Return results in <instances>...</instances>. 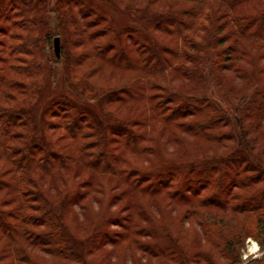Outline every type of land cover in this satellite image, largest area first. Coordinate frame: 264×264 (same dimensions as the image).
Wrapping results in <instances>:
<instances>
[{
	"label": "rangeland",
	"instance_id": "374dc122",
	"mask_svg": "<svg viewBox=\"0 0 264 264\" xmlns=\"http://www.w3.org/2000/svg\"><path fill=\"white\" fill-rule=\"evenodd\" d=\"M22 1L25 3L18 5L20 0L18 3L16 0H0V71H3L4 74H11L8 70L15 63L21 67L28 66L29 69L26 75L13 71L12 74L22 80L20 87L7 88L9 91L0 96L2 106L12 108L18 117L21 116V112L27 111L24 125L20 124L22 135L17 143H28L32 152L43 153H40L38 157L40 159L37 166L46 165L50 160H54L56 163L61 157L74 155L79 149V141H85L87 147L95 151L110 152L112 150L115 155L124 152L126 137L120 139L118 135L110 134V142L105 146L90 117H84L79 121L80 128H82L80 135L72 137L67 126L68 123L73 122L76 117L74 115L78 111L73 114L70 105L76 103L84 110L85 108L92 109L89 106L92 103L97 111L99 108H103L109 119L117 122H128V120L131 122L130 119L135 114L134 108L128 109L127 106H124L125 102L119 101V98H125L127 93L125 90L117 91L116 88L131 80L130 77L136 71L118 69L111 63L119 61L118 56L123 51L120 50L121 48L136 59L145 49L140 48V43L133 40V35L127 34L121 37L122 44L119 48L114 34L107 29V25L111 21L113 28L118 29L122 25L132 27L133 23L135 24L133 27L137 31H142L144 24H147L149 15L161 14L175 18L178 12L193 1L88 0L94 6V10L97 13L100 12L108 24L100 23L91 13L92 10L89 9L90 12H87L88 4H82L83 1ZM34 8H38L40 15L33 12ZM28 10L32 11L28 12ZM3 11L7 12L3 13ZM110 15L114 16L111 18ZM34 16H42L44 21L36 20L31 25L24 24L27 18ZM71 16H74L73 19L76 22L72 21ZM134 18L137 23H134ZM64 20L67 21L68 29L72 31L71 36L67 37L61 27ZM148 28L152 33L154 29L153 34L164 49L167 46H174L169 42L172 35L163 32L162 29L175 27L158 21V24L156 22L154 25L150 22ZM47 33L52 35L49 42L45 41ZM56 37L60 39V54H57L55 50ZM37 38H40L38 47L40 49L22 48L20 51L13 49V47L18 48L24 45L27 39ZM68 41H70V45L72 44L76 56L74 74L78 77L77 82L80 84L79 87L73 88L75 92L68 86L71 82L68 78V67L63 63L64 58L61 59V49L66 48ZM33 50L36 52L35 56ZM45 52L46 54H43ZM98 53H101L104 58L103 56L102 58L98 57ZM53 54L57 61L54 60ZM112 58L115 60L112 61ZM25 61H32L36 66L31 68V65H26ZM225 71L224 75L223 71L221 73L224 78L221 83L223 88L220 87V89L226 94L229 93V96L236 100L242 96L246 88L238 87L232 91L230 87L240 83L239 74L226 69ZM184 84L189 85L190 83L185 82ZM109 91H114L116 94L111 96V99L102 107H98L97 98H101ZM67 92L84 94L88 97L85 99L91 103L87 105L86 100H75ZM135 101L132 100L129 103L132 104ZM66 102L68 104H65ZM62 103L68 106H62ZM93 112L97 114L94 108ZM202 116L203 114H186L181 116L179 121L200 119ZM42 118L44 120L40 123ZM108 118H104L107 123L109 122ZM98 119L101 123L104 122L99 116ZM43 122L50 124L43 125ZM129 122L125 124H131L137 130H150L154 133L160 131L159 135L157 134L159 141L152 140V144L157 147L160 145L164 151L162 155L153 152L150 155L151 162L148 163L145 161L146 158L136 160L133 158L136 156H131L134 162L137 161L138 165L136 166L150 167L151 164L156 162L159 164L167 160H191L193 155L188 153V149H184L187 144H190L192 146L190 149L195 150L198 154L204 152L203 148H208L209 152L219 157L228 152L231 153L235 149L234 143L230 139L225 138L219 141L214 138L207 140L206 137H195L191 131L183 130L180 126L175 127L177 133L175 132L172 136L168 125H165V128L159 126L160 128L155 130L150 124L140 125ZM261 124H264V121ZM31 125L37 129V136H41L45 132V140L31 141ZM211 130L217 133L219 129ZM256 134V132H252V135ZM162 142L164 143L162 144ZM262 142H264V138L261 139V145ZM238 151L236 150L235 153H240ZM29 155L32 158L36 156L33 153H29ZM4 161V157L0 156V209L8 213L11 222L17 223L14 217L16 215L14 192L8 187H3L4 179H7L11 172L10 164H6ZM35 166L34 164L33 167ZM251 169L253 168L249 165H245L243 169H238L236 166L234 169H230L232 181L228 179L221 187L222 196L220 198L212 196L208 198L209 200L206 199L208 205H204L202 201L205 195L209 196L214 191L213 185L201 187L200 190L183 191L182 189L176 190L178 181H167L159 186L162 187L161 190L151 188L157 193L149 195L137 192L135 187L128 186L114 177L98 175L99 173L94 172V169L79 164L66 169L58 168L50 173L35 168V172L42 188L50 198L58 204L66 203L64 219L73 235L86 243L82 258L86 257L89 262L85 264H262L264 262V244L256 234H253L257 233V228L255 229L256 224L252 219L256 215L255 213H262L264 209L237 210L234 206L235 204L244 206L245 195L264 188V179L256 182L239 181L244 176L251 175L253 173ZM245 171L246 173L242 175ZM238 173H242L240 179L234 176ZM218 174L215 177L220 179V174ZM237 179L239 182H235ZM150 182L147 179L143 180L140 187L143 188ZM92 183H97V186L90 187ZM202 184L204 185V183ZM88 190L91 192L84 197V193ZM141 208L142 212L143 208L145 209L147 215L142 214ZM206 222L214 223L212 228L215 230L220 228L224 239L233 240L235 238L237 244L234 249V257L223 252L216 242L210 241L204 225ZM45 229H50V226ZM89 240H92L90 245L87 242ZM3 245L0 242V251L3 249ZM47 245H28L27 249L34 259L36 258L44 264H56V260L60 257L52 252L53 246ZM172 245L177 247V253L169 257L159 255L161 250ZM165 253L169 254L170 250L167 249ZM11 260V258L2 259L0 256V264H7ZM62 262V264H83L65 259Z\"/></svg>",
	"mask_w": 264,
	"mask_h": 264
},
{
	"label": "trees",
	"instance_id": "16d2710c",
	"mask_svg": "<svg viewBox=\"0 0 264 264\" xmlns=\"http://www.w3.org/2000/svg\"><path fill=\"white\" fill-rule=\"evenodd\" d=\"M79 1H83L82 4H88L87 12H90L89 9L92 10L91 13L100 23L106 22V19L100 12L97 13L94 10V6L88 0ZM191 1L193 2L178 12L175 18L161 14L149 15L147 18L148 25L150 22L154 25L161 21L175 27L162 29L163 32L172 35L169 42L174 44L165 49L153 34L154 29L152 33L147 24H144L142 31H137L133 23L132 27L122 25L114 29L111 21L109 24L106 22L107 29L114 34L119 46L122 44L121 37L127 34L133 35V40L140 43V48L145 49L136 59L124 51L121 46L119 47L123 51L118 56L119 61L111 63L112 66L136 71L130 77L131 80L116 88L117 91L125 90L127 93V96L119 98V101L125 102L124 106L128 109L134 108L135 114L130 119L131 122L140 125L150 124L155 130L160 128L159 126L165 128V125H168L172 136L177 131L175 127L180 126L183 130L191 131L195 137H206L207 140L214 138L219 141L225 138L230 139L235 149L219 157L209 152L208 148H203L204 152L198 154L190 149L192 147L190 144H187L184 149H188V153L193 155L191 160L166 159L167 161L159 164L156 162L150 167L136 166L137 161L134 162L133 158L136 160L146 158L145 161L148 163L151 162L150 155L153 152L162 155L163 148L152 144L156 139L157 142L159 141L157 134L159 135L160 131H155V133L150 130L141 131L133 128L131 124H125L129 120L128 122H117L109 119L103 108L97 111L95 105L87 100L88 97L84 94L67 92L75 100H86V104L91 103L89 106L92 107V109L83 110L76 103L70 105L73 114L78 111L74 115L76 117L73 122L68 123L67 129L70 135L79 136L82 130L79 121L84 117H90L105 146L110 142V134L118 135L120 139L126 137L125 151L118 155H115L112 150L110 152L95 151L89 149L85 141H79V149L74 155L61 157L56 163L50 160L46 165L37 166L40 159L38 157L42 152L36 154L30 150L28 143H17L22 135L20 124L24 125L27 111L21 112V116L18 117L12 108L2 106L0 103V156L4 157V162L9 163V168H11L9 177L4 179L3 187H8L14 192L16 208L14 206L13 209L15 208L16 215L14 213L13 215L17 220V223L11 222L8 213L0 209V242L4 244L0 256L2 259H12L7 264H44L34 259L28 252V245L37 244L53 246L52 252L60 257L56 260V264H62L64 259L83 264L89 262L86 257L82 258L86 243L73 235L64 219L66 203L58 204L50 198L42 188L35 168L50 173L58 168L66 169L79 164L94 169V172L99 173L98 175L114 177L128 186L135 187L137 192L149 195L157 193L151 188L161 190L162 187L159 186L167 181H178L176 190L182 189L183 191L200 190L201 187L213 185L215 189L209 196L205 195L202 201L204 205H208L206 199L209 200L208 198L212 196L214 198L222 196L221 187L228 179L232 181L230 169H234L235 166L238 169H243L245 165L253 168L251 169L253 173L242 179H240L242 173L234 175L240 179V182H256L264 179V142L261 145V139L264 138V124H261L264 121V0H187V2ZM22 3L25 2L20 0L18 5ZM30 11L32 10H28ZM6 12L3 11V13ZM33 12L40 15L38 8H34ZM110 16L112 18L114 15ZM71 18L73 22H76L73 19L74 16ZM36 20L44 21L42 16H34L27 18V23L24 24L31 25ZM133 20L137 23L136 18ZM66 23L67 21L64 20L61 27L68 37L72 35V31L68 29ZM174 29H176L175 32ZM45 36V41L48 40V42L52 38L49 33ZM39 42L40 38L27 39L24 45L18 48L13 47V49L15 51H20L22 48L40 49L38 48ZM34 50L33 55L36 53ZM61 50V59L64 58L63 63L68 67V78L71 81L68 86L75 92L73 88L79 87L80 84L77 82L78 77L74 74L76 56L70 41L66 48ZM53 56L57 61L54 54ZM102 56L98 53V57L102 58ZM114 60L112 58V61ZM25 63L31 65V68L36 66L32 61H25ZM39 65L41 66L40 62ZM11 68L8 70L11 74L15 71L26 75L27 70L29 71L28 66L21 67L16 63ZM225 69L239 74L240 83L230 87L232 91L238 87L246 88L242 96L236 100L220 89V87L223 88L221 83L224 78L221 73L223 71L224 75ZM11 74H4L0 71V96L9 91L7 88L20 87L22 80ZM185 82L190 84H184ZM114 94H116L114 91H109L101 98L98 97V107L106 104ZM132 100L138 101L129 103ZM65 104L61 105L68 106ZM93 108L97 114L93 112ZM186 114H203V116L200 119L179 121L180 117ZM98 116L105 123H101ZM104 118H108L109 122L107 123ZM43 120L44 118L40 123ZM46 123L43 122V125ZM30 129L32 142L45 140V132L37 136L35 126L31 125ZM211 129L219 130H215L217 131L215 133ZM164 131L165 129L162 130L163 133ZM252 132L257 134L252 135ZM25 145L26 148H24ZM198 146L201 145L198 144ZM236 150L240 153H235ZM29 153L36 155L35 158L30 157ZM131 156L136 157L131 158ZM34 164L35 167H33ZM218 173L220 179L215 177ZM245 173L246 171L242 175ZM146 179L151 182L141 188L140 183ZM238 179L235 182H239ZM96 186L97 183L90 184V187ZM90 192L91 190L86 191L84 197ZM245 196L244 206L234 205L237 210L264 209V188ZM143 213L144 216L147 215L144 208ZM255 214L252 220L256 224L257 233L253 234H256L264 244V212ZM204 225L210 241L216 242L223 252L234 257L237 244L235 238L233 240L224 239L220 228L217 230L212 228L214 223L206 222ZM49 226L50 229H45ZM87 242L89 245L92 244V240ZM176 248L175 245L166 247L165 250L160 251L159 255L169 257L178 252ZM167 249L170 250L169 254L165 253Z\"/></svg>",
	"mask_w": 264,
	"mask_h": 264
},
{
	"label": "water",
	"instance_id": "95a60500",
	"mask_svg": "<svg viewBox=\"0 0 264 264\" xmlns=\"http://www.w3.org/2000/svg\"><path fill=\"white\" fill-rule=\"evenodd\" d=\"M55 50H56L57 54H60V39H59V37H56V39H55Z\"/></svg>",
	"mask_w": 264,
	"mask_h": 264
}]
</instances>
